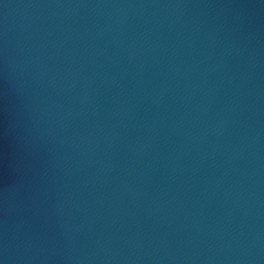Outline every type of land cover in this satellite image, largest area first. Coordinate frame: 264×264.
Returning <instances> with one entry per match:
<instances>
[{
	"label": "water",
	"instance_id": "95a60500",
	"mask_svg": "<svg viewBox=\"0 0 264 264\" xmlns=\"http://www.w3.org/2000/svg\"><path fill=\"white\" fill-rule=\"evenodd\" d=\"M141 264H264V0H137Z\"/></svg>",
	"mask_w": 264,
	"mask_h": 264
}]
</instances>
